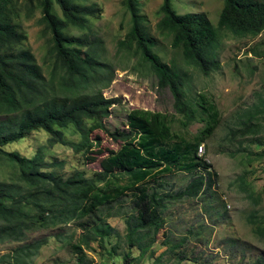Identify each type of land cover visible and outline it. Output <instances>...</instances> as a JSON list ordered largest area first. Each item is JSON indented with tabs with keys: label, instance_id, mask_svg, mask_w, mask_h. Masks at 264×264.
Instances as JSON below:
<instances>
[{
	"label": "trees",
	"instance_id": "1",
	"mask_svg": "<svg viewBox=\"0 0 264 264\" xmlns=\"http://www.w3.org/2000/svg\"><path fill=\"white\" fill-rule=\"evenodd\" d=\"M124 4L131 25L125 38L117 42V50L147 66L156 75L159 88L171 89L184 127L192 122H202L204 127L188 137L173 129L174 114L133 108L124 127L110 129L104 119L121 99L103 93L113 80L114 70L103 57L100 38L90 25V17L101 8L90 0H26L21 9V0H0V158L8 160L19 173L17 181L0 182V246L18 244L0 254V264H34L50 239L29 241L28 233L33 229L75 223L82 230L80 236L77 229L58 234L66 246L81 254L93 248L94 242L102 247L105 237L117 233L109 218L120 215L126 217L128 245L136 247L143 258L165 228L164 214L171 200L198 198L215 188L217 174L198 154V146L212 137L220 123L217 103L206 92L190 96L185 72L157 53L158 41L149 32L141 0H124ZM36 9L42 14L38 20L43 25L42 34L47 36L49 75L30 50L18 51L27 38L21 12L25 10L26 18H31ZM159 13L158 31L170 36L172 47L182 49L186 62L205 76L222 69L217 52L221 30L238 37L257 36L264 30V0H223L217 25L205 13H178L173 0H162ZM73 27L84 32L71 34ZM249 51L255 57L264 56L258 47ZM263 126L261 96L255 109L244 112L242 122L230 135L234 139L237 135H258ZM69 127L76 128L81 140L66 138L64 130ZM97 129L119 147L97 150L100 169L94 176L78 169L65 178L51 169L64 162L48 161L46 148L63 144L89 154L100 146V139L92 137ZM37 130H44L49 137L33 156L6 149ZM176 172L191 174L192 180L173 196L166 177ZM242 190L253 198L247 189ZM249 222L264 241V217L255 214ZM129 259L127 254L126 264ZM186 260L188 257L181 255L179 263ZM254 264H264V257Z\"/></svg>",
	"mask_w": 264,
	"mask_h": 264
},
{
	"label": "rangeland",
	"instance_id": "2",
	"mask_svg": "<svg viewBox=\"0 0 264 264\" xmlns=\"http://www.w3.org/2000/svg\"><path fill=\"white\" fill-rule=\"evenodd\" d=\"M25 1L21 0V9H24ZM141 2L142 12L149 20V32L158 41L155 47L157 53L164 61L176 63L185 72L186 89L190 96L199 92L209 93L220 110V123L212 137L202 142L205 151L201 155L217 174L215 188L198 198L171 200L164 214L165 228L143 258H140L141 253L136 247L128 245L126 217L120 215L109 218L117 233L105 237L102 247L94 242V247L87 248L83 254L75 252L74 248L66 246L58 238L59 233L76 229L77 236H80L82 230L75 223L31 230L29 241L50 239V243L34 259V264H126L124 257L127 254L131 257L129 264H178L181 255L189 260L179 264H254L259 257H264V241L255 234L254 226L249 222L252 215L264 217V126L258 135H237L234 139L230 133L242 122L244 112L253 111L261 96L264 99V56L255 57L249 51L251 47H258L264 52V30L257 36L243 37L221 30L217 52L222 69L205 76L194 64L186 62L182 49L172 47L170 36L158 31L162 0ZM90 3L101 8L100 13L90 17V25L100 38L103 57L112 63L114 70L113 80L103 93L107 97L121 99L113 105L110 117L104 119L106 125L112 130L124 127L130 109L144 108L174 114V130L186 133L188 137L196 135L204 123L192 122L184 127L180 123L182 115L176 113L171 89L159 88L156 75L147 66L137 57H128L124 51L117 50V42L125 38L131 25L124 0H90ZM173 7L178 13H205L217 25L223 0H173ZM55 9L61 16L57 5ZM24 12H21V20L27 38L18 51L30 50L38 64L43 66L45 74L49 75L51 63L45 60L47 36L42 34L43 25L38 22L41 11L36 9L31 18H26ZM70 30L74 35L84 32L75 27ZM64 132L68 140H81V134L75 127H69ZM48 137L44 130H37L9 144L6 149L18 150L31 157L40 146L47 144ZM92 137L100 139V146L96 145L95 151L89 154L76 152L73 147L63 144L46 148L48 161L64 162V165L51 169L65 178L78 169L85 170L90 177L94 176L100 169L101 155L97 150L117 149L119 144L100 129L95 130ZM91 156H97V159L93 160ZM18 175L16 167L0 158V182L17 181ZM166 180L171 194L175 196L186 188L192 176L176 172L168 175ZM243 188L253 198H248ZM17 246L15 243L1 245L0 254Z\"/></svg>",
	"mask_w": 264,
	"mask_h": 264
},
{
	"label": "built area",
	"instance_id": "3",
	"mask_svg": "<svg viewBox=\"0 0 264 264\" xmlns=\"http://www.w3.org/2000/svg\"><path fill=\"white\" fill-rule=\"evenodd\" d=\"M205 151V144L204 143H201L199 146H198V154L199 155H202Z\"/></svg>",
	"mask_w": 264,
	"mask_h": 264
},
{
	"label": "clouds",
	"instance_id": "4",
	"mask_svg": "<svg viewBox=\"0 0 264 264\" xmlns=\"http://www.w3.org/2000/svg\"><path fill=\"white\" fill-rule=\"evenodd\" d=\"M201 156V155H200Z\"/></svg>",
	"mask_w": 264,
	"mask_h": 264
}]
</instances>
